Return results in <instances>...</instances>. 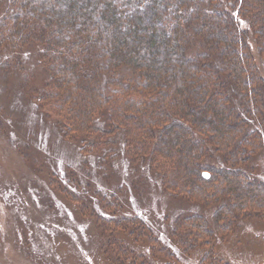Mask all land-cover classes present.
<instances>
[{"label": "trees", "instance_id": "trees-1", "mask_svg": "<svg viewBox=\"0 0 264 264\" xmlns=\"http://www.w3.org/2000/svg\"><path fill=\"white\" fill-rule=\"evenodd\" d=\"M191 4L0 0V50L40 49L47 103L64 110L68 132L91 135L94 116L103 114L102 135L123 133L167 191L216 205V219L247 211L264 217V185L204 164L210 147L229 168L245 165L262 142L233 102L258 98L264 109V76L245 46L251 34L264 74V0ZM184 224L211 236L202 217Z\"/></svg>", "mask_w": 264, "mask_h": 264}, {"label": "rangeland", "instance_id": "rangeland-1", "mask_svg": "<svg viewBox=\"0 0 264 264\" xmlns=\"http://www.w3.org/2000/svg\"><path fill=\"white\" fill-rule=\"evenodd\" d=\"M191 2L195 9L205 8V0ZM245 46L264 76L251 34ZM3 50L0 264H264L259 212L216 219V205L167 191L155 168L126 146L123 133L102 135L103 114L94 116L91 135L68 132L64 110L47 103L40 49ZM254 100L233 102L248 132H260L262 142L253 144L250 161L229 168L206 147L204 164L264 185V109L260 99ZM195 216L203 218L210 237L184 224ZM141 232L147 234L144 241L135 237Z\"/></svg>", "mask_w": 264, "mask_h": 264}]
</instances>
